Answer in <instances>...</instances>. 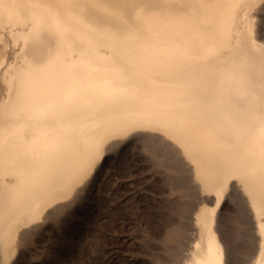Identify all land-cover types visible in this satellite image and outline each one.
Returning a JSON list of instances; mask_svg holds the SVG:
<instances>
[{"label": "bare ground", "instance_id": "6f19581e", "mask_svg": "<svg viewBox=\"0 0 264 264\" xmlns=\"http://www.w3.org/2000/svg\"><path fill=\"white\" fill-rule=\"evenodd\" d=\"M0 264H264V0H0Z\"/></svg>", "mask_w": 264, "mask_h": 264}]
</instances>
